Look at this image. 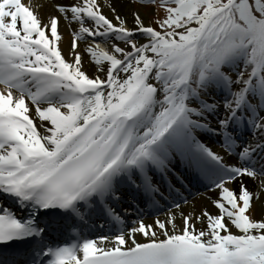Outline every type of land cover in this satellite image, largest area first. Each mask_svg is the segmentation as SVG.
Here are the masks:
<instances>
[{
    "label": "snow or ice",
    "instance_id": "6c2138e0",
    "mask_svg": "<svg viewBox=\"0 0 264 264\" xmlns=\"http://www.w3.org/2000/svg\"><path fill=\"white\" fill-rule=\"evenodd\" d=\"M129 2L0 0V264H264V0Z\"/></svg>",
    "mask_w": 264,
    "mask_h": 264
},
{
    "label": "bare ground",
    "instance_id": "6f19581e",
    "mask_svg": "<svg viewBox=\"0 0 264 264\" xmlns=\"http://www.w3.org/2000/svg\"><path fill=\"white\" fill-rule=\"evenodd\" d=\"M47 2L49 4H51L52 2H54V0H47ZM114 4L117 7V9L121 10L122 12H129L130 13L132 10L135 9L134 8L135 4L129 2V0H123V2H122V0H114ZM104 11L108 15H111V13L108 11L107 8H105ZM140 11L145 14V19L147 22L148 17H149L148 13L144 12L143 10H140ZM129 23H131V17L130 16H129ZM69 43H70V36H69L67 31H64L63 32L62 46H63L65 51L68 50ZM84 67L90 75L93 74L94 66L88 62V57H85ZM249 185L252 186L251 181H249ZM213 199H215V197L212 195V193L207 192L204 189V191L201 194H199L198 196H195L194 198H190V200H188V205H184V209H185V211H192V207L195 206L196 214H199V211L201 208L207 207L210 211L216 212V209L212 206V203H211V201ZM166 211L167 210H164L161 213H158L156 215H152V214L149 215L148 213L145 212L144 219L147 222H151V220L154 219L155 216H157V215H159L161 218H163ZM181 223L182 222L180 221V219L177 218V224L179 225ZM197 227H199V225H197Z\"/></svg>",
    "mask_w": 264,
    "mask_h": 264
},
{
    "label": "rangeland",
    "instance_id": "374dc122",
    "mask_svg": "<svg viewBox=\"0 0 264 264\" xmlns=\"http://www.w3.org/2000/svg\"><path fill=\"white\" fill-rule=\"evenodd\" d=\"M140 6L138 5V4H135L134 5V8L136 9V8H139ZM140 10H143L144 12H146L147 13V11H146V9H144V8H140ZM149 15V14H148ZM152 17L149 15V17H148V19H151ZM188 205V204H187Z\"/></svg>",
    "mask_w": 264,
    "mask_h": 264
}]
</instances>
